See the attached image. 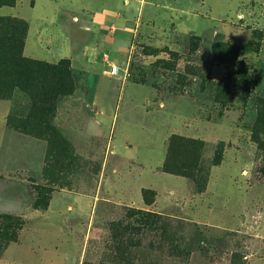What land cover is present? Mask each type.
<instances>
[{
    "label": "rangeland",
    "instance_id": "obj_1",
    "mask_svg": "<svg viewBox=\"0 0 264 264\" xmlns=\"http://www.w3.org/2000/svg\"><path fill=\"white\" fill-rule=\"evenodd\" d=\"M100 3L96 45L90 23L77 57L0 76V264H264V0ZM2 7L9 40L36 16ZM175 135L204 143V192L162 171Z\"/></svg>",
    "mask_w": 264,
    "mask_h": 264
},
{
    "label": "crops",
    "instance_id": "obj_2",
    "mask_svg": "<svg viewBox=\"0 0 264 264\" xmlns=\"http://www.w3.org/2000/svg\"><path fill=\"white\" fill-rule=\"evenodd\" d=\"M100 1L102 0H34V4L32 6L28 4V0H24V3L27 4V6L36 13L35 19L28 20L29 30L24 47V55H26L27 57L38 59H56L58 57H71L76 51L74 48H72V44L74 42L73 39L75 36L85 38L84 44L88 49V29L93 28L91 26V24L93 23L99 25V27L96 28L98 33L92 36L94 37L92 45H96V43L99 42V39L103 37V35H101L100 29L102 25L105 24L106 19H108L106 17L101 18V14L106 16L112 15L113 17H117V14L115 12H111V10H113L112 6H109L108 4L103 5L100 3ZM3 8L4 7L0 8V12L6 11L2 10ZM22 8L20 10H22ZM10 9L16 10L15 8ZM110 12L112 14H110ZM41 41L52 43V48L44 50L42 48ZM91 49L95 50V48L93 47ZM75 56L77 57V54H75L74 57ZM112 179L113 181L117 180V178L115 180L114 177H112ZM116 185L115 187H113V189H111V192L113 194L111 193L109 195V199L110 197L114 199H120V195H123L124 197V188L119 182H117ZM120 190H122V194L118 193V191ZM108 191L109 190H106V188H103L100 191V195L102 197L108 198ZM136 194L137 196L134 197V200L137 202L138 199L140 200L139 197L141 194L140 191H138V188ZM114 195L117 197L115 198ZM126 197L128 199L129 196L126 195ZM95 199V195H88V209L91 208V206L95 202ZM79 208L85 207L79 206ZM48 211H51V209H49ZM15 244L19 243H14V245ZM11 247L12 245H10L5 250L4 257L7 256V253L9 252ZM52 263L53 261H48L45 264Z\"/></svg>",
    "mask_w": 264,
    "mask_h": 264
},
{
    "label": "trees",
    "instance_id": "obj_3",
    "mask_svg": "<svg viewBox=\"0 0 264 264\" xmlns=\"http://www.w3.org/2000/svg\"><path fill=\"white\" fill-rule=\"evenodd\" d=\"M9 4H13V2L6 1L1 5ZM16 21L17 20L10 17H0V76L5 79L13 75L14 72L20 76L21 69L24 68L27 63L32 62L23 57V51L29 30V26L26 23H24L25 26L17 30L14 39L12 38L9 40L10 38H5V35H1V33L6 32L5 30H8V28L10 29V24ZM52 82L54 84V80ZM53 84H49L50 91L55 87ZM43 98L40 99L41 102L45 100ZM203 149L204 143L201 140L178 135L172 136L169 143L167 157L162 165V171L164 173L190 178L197 185L198 191L204 192L206 185H201L199 181L200 178H198ZM219 163L220 158H216L215 164ZM150 193L152 192L147 188L142 190V196L146 204H153L155 202V195L150 197ZM43 209H46V207ZM138 214L142 221H148L149 218L158 216L143 211H140Z\"/></svg>",
    "mask_w": 264,
    "mask_h": 264
},
{
    "label": "built area",
    "instance_id": "obj_4",
    "mask_svg": "<svg viewBox=\"0 0 264 264\" xmlns=\"http://www.w3.org/2000/svg\"><path fill=\"white\" fill-rule=\"evenodd\" d=\"M108 61V60H107ZM110 64V63H109ZM110 67H111V71H110V74L112 76H117L119 73H120V66L117 65V64H110Z\"/></svg>",
    "mask_w": 264,
    "mask_h": 264
}]
</instances>
